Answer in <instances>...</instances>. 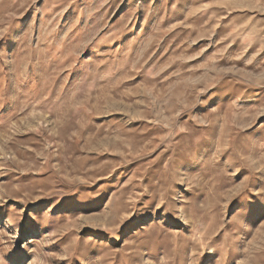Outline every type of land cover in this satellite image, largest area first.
<instances>
[{"label":"rangeland","instance_id":"rangeland-1","mask_svg":"<svg viewBox=\"0 0 264 264\" xmlns=\"http://www.w3.org/2000/svg\"><path fill=\"white\" fill-rule=\"evenodd\" d=\"M0 264H264V0H0Z\"/></svg>","mask_w":264,"mask_h":264}]
</instances>
